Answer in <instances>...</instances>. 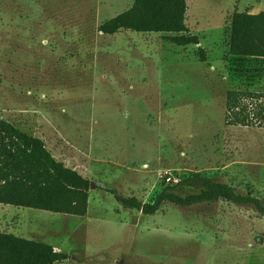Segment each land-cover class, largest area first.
Wrapping results in <instances>:
<instances>
[{"label":"rangeland","instance_id":"rangeland-1","mask_svg":"<svg viewBox=\"0 0 264 264\" xmlns=\"http://www.w3.org/2000/svg\"><path fill=\"white\" fill-rule=\"evenodd\" d=\"M134 1L0 0V120L95 185L85 218L0 205V232L55 247L62 264H264V217L249 208L143 216L103 190L152 203L199 174L264 199V124L225 117L228 91L264 93V59L229 55L233 14L264 13V0H186L200 40L187 48L99 32Z\"/></svg>","mask_w":264,"mask_h":264},{"label":"trees","instance_id":"trees-1","mask_svg":"<svg viewBox=\"0 0 264 264\" xmlns=\"http://www.w3.org/2000/svg\"><path fill=\"white\" fill-rule=\"evenodd\" d=\"M186 0H135L126 12L99 27L104 36L121 32L164 34L171 45L199 46L198 36L186 26ZM229 55L238 59H264V13H235L231 18ZM201 62H206L199 49ZM226 121L231 126L264 124V93L231 90L226 95ZM90 180L57 161L41 139L28 135L15 125L0 120V205L85 218L89 209ZM179 188L199 191L181 196ZM127 210L154 216L172 205L190 208L227 202L249 208L264 217V199L237 192L233 187L193 174L178 184L167 186L152 203L125 198L103 189ZM68 254L51 245L0 232V264H62Z\"/></svg>","mask_w":264,"mask_h":264},{"label":"water","instance_id":"water-1","mask_svg":"<svg viewBox=\"0 0 264 264\" xmlns=\"http://www.w3.org/2000/svg\"><path fill=\"white\" fill-rule=\"evenodd\" d=\"M90 184H91V187H90V189H94V188H95V185H94V183L91 181V182H90Z\"/></svg>","mask_w":264,"mask_h":264},{"label":"crops","instance_id":"crops-1","mask_svg":"<svg viewBox=\"0 0 264 264\" xmlns=\"http://www.w3.org/2000/svg\"><path fill=\"white\" fill-rule=\"evenodd\" d=\"M252 15H257V14H260V13H251ZM76 171V170H75ZM80 174V173H79ZM55 248V247H54ZM55 250H57L56 248H55ZM59 251V250H58ZM61 252V251H60Z\"/></svg>","mask_w":264,"mask_h":264}]
</instances>
